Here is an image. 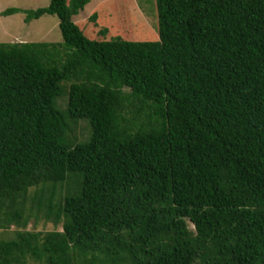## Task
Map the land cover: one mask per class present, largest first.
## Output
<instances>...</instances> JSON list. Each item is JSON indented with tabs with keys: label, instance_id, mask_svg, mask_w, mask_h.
<instances>
[{
	"label": "trees",
	"instance_id": "16d2710c",
	"mask_svg": "<svg viewBox=\"0 0 264 264\" xmlns=\"http://www.w3.org/2000/svg\"><path fill=\"white\" fill-rule=\"evenodd\" d=\"M89 1L3 12L63 41L0 42V264H264V0H156L159 40L89 37Z\"/></svg>",
	"mask_w": 264,
	"mask_h": 264
},
{
	"label": "rangeland",
	"instance_id": "374dc122",
	"mask_svg": "<svg viewBox=\"0 0 264 264\" xmlns=\"http://www.w3.org/2000/svg\"><path fill=\"white\" fill-rule=\"evenodd\" d=\"M50 2L51 0H0V42L63 41L57 15L45 14L30 22L25 21L24 11L46 7ZM13 7L24 11L10 15L3 14L6 9ZM156 7V0H90L86 7L74 17V20L89 37L93 38L109 40L120 36L128 40H159ZM94 14H96V19H92ZM106 28L109 32L104 37L101 31ZM64 87V95L57 100V106L61 110L67 107L69 83H65ZM132 115L129 114L130 117ZM69 124L71 128L69 135L76 142H84L90 138L91 128L88 119H69ZM65 186L64 192H66ZM16 229H18L16 226H12L10 229L0 230V238L13 237ZM26 229L43 234L52 231L62 232L64 218L56 219L52 216L46 219L41 218L38 222L32 220ZM189 229L196 233V227L191 222H189ZM105 249L108 248L105 247ZM106 254L111 256L114 252L106 250L102 256ZM200 262L201 260L198 259L196 264ZM27 264L46 263L30 259Z\"/></svg>",
	"mask_w": 264,
	"mask_h": 264
}]
</instances>
